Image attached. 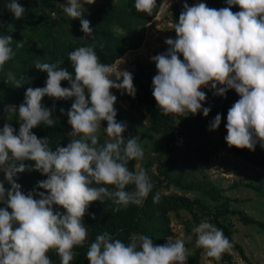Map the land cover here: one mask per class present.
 I'll return each mask as SVG.
<instances>
[{"label": "clouds", "instance_id": "9594fccd", "mask_svg": "<svg viewBox=\"0 0 264 264\" xmlns=\"http://www.w3.org/2000/svg\"><path fill=\"white\" fill-rule=\"evenodd\" d=\"M95 3L67 0L61 5L69 17L80 19L86 37L93 29L89 20L81 19L83 5ZM226 4L219 9L203 2L183 4L174 24L176 38H167V51L151 57L157 70L152 95L164 115L202 111L207 117L211 108L203 107L206 93L201 89L221 97L234 90L239 99L227 112L225 142L239 150L255 151L257 144L264 149V0H226ZM155 6L156 0L134 3L136 11L149 15ZM5 7L17 20L25 13L18 0H7ZM233 7L240 10L233 12ZM12 43L10 34L0 35V69L15 56ZM16 45L23 47L24 43ZM68 59L72 72L57 63L37 61L35 68L47 74L45 86L28 87L18 107L5 108L7 120L15 117L19 122V132L8 122L0 129V172L4 174L0 204L5 205L0 207V264H52L47 255L50 250H55L60 264H70L76 255L73 249L82 246L88 235L83 217L93 202L109 200L116 206L113 211L119 212L129 205L142 206L153 188L143 168L134 172L127 167L129 161L143 159L144 149L138 136L124 139L127 125L116 120L117 97L110 91L135 96L132 74L101 63L94 45L76 48ZM7 79L13 87L23 85L24 78L17 79L11 72ZM62 81H68L70 87H62ZM45 96L74 98L67 112L73 139L66 146L58 144L55 150L48 138H38L32 131L56 123L42 104ZM221 120L222 114H217L209 130L218 129ZM102 121L107 122L103 131L109 138L104 144L97 135ZM28 164L46 177L37 185L43 191L25 194L16 182L17 174L25 172ZM5 182L10 189L6 190ZM129 185L133 190H126ZM158 200L159 194L154 202ZM193 231L196 247L209 258L219 260L232 247L223 230L207 219ZM187 257L180 239L169 237L165 244L157 245L149 236L133 235L125 244L107 232L97 235L86 252L89 264H186Z\"/></svg>", "mask_w": 264, "mask_h": 264}, {"label": "trees", "instance_id": "16d2710c", "mask_svg": "<svg viewBox=\"0 0 264 264\" xmlns=\"http://www.w3.org/2000/svg\"><path fill=\"white\" fill-rule=\"evenodd\" d=\"M59 0H18L25 9L23 17L15 19L5 4L7 0H0V35L10 34L13 38L11 47L15 56L0 69V129L8 122L19 132V122L14 117L12 121L7 120L5 108L9 105L19 106L24 100V94L28 87H44L47 74L35 68L37 61L46 63H57L72 72L68 53L81 46L94 45L99 60L103 64L112 65L119 60L126 51L137 49L143 40V27L150 23L156 16L163 0H156V6L151 15L136 11L135 0H96L89 7L85 18L90 21L93 34L86 37L81 31L80 19H72L61 15L57 7ZM189 5V0H182ZM210 8H223L221 0H204ZM183 10V8H182ZM181 10V11H182ZM240 9L233 7L232 11ZM177 8L172 13V31L170 38L175 39L174 24L178 22L181 13ZM55 13L56 18L50 14ZM11 28L8 30V27ZM23 32L27 35L24 36ZM16 42H23V47H17ZM183 60V56H180ZM11 72L17 79L24 78L23 85L19 88L13 87L8 81L7 74ZM137 77L133 79L136 89L135 96H129L123 92V98L129 100L132 105L142 104L144 114L149 122V130L157 135L154 150L163 157L159 164V176L165 181V189L173 186L183 192H198L201 195L218 203L217 207L210 209L199 199H190L183 194H164L159 191V185L153 184V188L142 206L129 205L126 209L114 212L116 207L109 200L103 203L93 202L83 223L88 227V235L82 246H76V253L70 264H89L86 258L88 247L99 234L109 233L114 239H120L125 244L130 242V237L146 235L157 245L167 242L170 236V215L179 216L180 211H186L191 215L195 225H199L205 218L216 227L223 230L224 235L230 240L232 249L236 250L240 258L246 260L240 246L235 245L231 238V227L225 222L228 215H236L239 220L247 225L256 224L264 229V224L247 219L240 210L230 209L229 200L212 186L200 184L191 178L197 165L206 161L207 134L210 122L217 114H222L219 128L227 135L226 123L228 109L239 99L234 90H229L224 97L215 96L211 90L204 88L206 101L203 107H210L209 115L205 117L203 112L196 115L177 116V121L171 114L164 115L158 109L152 95V79L146 76L141 68H138ZM62 87H70L68 81L61 82ZM74 98L68 100H54L45 96L42 99L43 106L51 111L52 118L56 121L54 126L40 125L32 131L38 138H48L50 146H66L71 140L68 127L67 112L71 109ZM63 110V112L61 111ZM107 127V122L104 121ZM127 140L128 133H123ZM100 144L105 142L99 139ZM227 144V143H226ZM228 146V145H227ZM229 148V146H228ZM238 158L252 166L264 169V149L257 144L255 151L247 149L239 150L229 148ZM199 166V165H198ZM127 167L134 171V160L128 162ZM33 164L26 166V171L17 174L16 182L21 185L22 191L27 194L33 190L43 191L37 187L38 182L46 177L40 172L32 170ZM176 175V176H175ZM114 190L113 186H107ZM132 185L126 190H133ZM159 194L158 202L154 197ZM38 198V197H35ZM55 210L63 211L54 206ZM95 218H92V217ZM186 225V231H189ZM52 264H60V257L55 250L47 254ZM223 264H235L231 255L225 251L221 255ZM186 264H198L197 251L188 255Z\"/></svg>", "mask_w": 264, "mask_h": 264}, {"label": "rangeland", "instance_id": "374dc122", "mask_svg": "<svg viewBox=\"0 0 264 264\" xmlns=\"http://www.w3.org/2000/svg\"><path fill=\"white\" fill-rule=\"evenodd\" d=\"M189 1V6L200 2L205 3L204 0ZM66 2L67 0H59L56 5L61 10V15L69 17L61 6L66 5ZM183 4L182 0H163L154 19L143 27L141 45L135 50L126 51L121 57L122 59L117 60L112 66L120 71L127 70L132 74L133 79L138 75V68H141L143 73L153 80L157 70L151 57L167 51L168 46L164 41L170 38L172 13L176 8L181 11ZM221 4L227 5L226 0H221ZM90 6L83 5L84 12L81 18L88 15ZM50 17L56 18V14L52 13ZM23 35L27 34L23 32ZM112 78L115 79L114 74ZM203 89L201 90L203 91ZM110 91L117 97L114 105L117 111L116 120L126 123L128 137L138 136L144 149L143 159L134 160V172L143 168L149 176L150 182L159 185V191L164 194H183L190 199H199L210 209L216 208L218 205L216 201L198 192H183L173 186H170L169 189L164 188L165 181L159 176V164L163 161V157L154 150L157 135L149 130L144 106L142 104L132 105L129 100L123 98L121 90L111 89ZM85 94L87 95V90ZM171 116L177 121L178 114H171ZM68 127L71 133L72 129L69 124ZM105 128V123L102 121L97 135L106 143L109 138L103 131ZM206 156V161L199 162L198 170L192 173L191 178L200 184L215 187L223 197L229 200L230 209L240 210L247 219L264 224V169L252 166L236 157L228 148L220 128L208 131ZM0 181H4L2 172H0ZM5 188L6 190L10 189L7 182H5ZM0 207H5V205L0 204ZM191 219V215L186 211H180L177 218L170 215L171 234L169 237L173 240H182L188 250V255L197 251L198 264H223L221 258L219 260L209 258L202 248L196 247L197 234L193 229L198 225H195ZM203 220L205 218L201 221ZM225 222L229 223L231 227L233 243L241 247L246 259H241L237 251L230 248L227 251L231 255L232 261L235 264H264V229L252 223L244 225L236 215H228ZM186 225L189 227V231H186Z\"/></svg>", "mask_w": 264, "mask_h": 264}]
</instances>
